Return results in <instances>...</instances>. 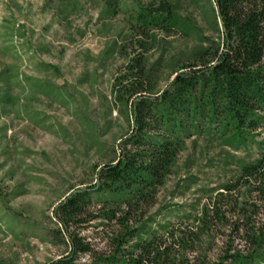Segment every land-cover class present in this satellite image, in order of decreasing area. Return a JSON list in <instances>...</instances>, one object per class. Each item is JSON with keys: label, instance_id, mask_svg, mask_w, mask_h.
<instances>
[{"label": "trees", "instance_id": "1", "mask_svg": "<svg viewBox=\"0 0 264 264\" xmlns=\"http://www.w3.org/2000/svg\"><path fill=\"white\" fill-rule=\"evenodd\" d=\"M208 1L218 43L206 39L185 59H173V79L160 89L164 67L149 57L163 46L159 35L194 37L196 22L180 14L178 0H104L102 16L121 15L135 49L120 48L125 64L111 90L131 132L116 159L99 169L96 184L54 209L67 252L50 264H83V256L101 264H264V225L257 222L264 210V151L239 163L236 179L196 215L181 217L185 225L152 230L145 220L188 141L205 137L249 152L264 126V0ZM30 86L56 96L49 85ZM93 222L117 228L112 253L103 258L79 233ZM219 236L223 247L214 258Z\"/></svg>", "mask_w": 264, "mask_h": 264}, {"label": "rangeland", "instance_id": "2", "mask_svg": "<svg viewBox=\"0 0 264 264\" xmlns=\"http://www.w3.org/2000/svg\"><path fill=\"white\" fill-rule=\"evenodd\" d=\"M178 1L180 14L200 31L191 38L159 35L163 46L149 57L164 67L160 89L173 79V59H185L206 39L219 41L208 0ZM104 8V0H0V264H50L65 255L54 209L75 190L95 185L99 169L116 159L131 132L111 90L125 64L120 48L128 46L131 54L135 49L123 17H103ZM34 83L49 85L56 96L44 95ZM197 138L187 142L148 212L152 230L185 225L181 217L196 215L236 179L239 163L264 151V126L249 152ZM257 222L264 225V210ZM104 225L79 230L100 258L112 253L117 231ZM222 243L219 236L214 258ZM80 262L101 264L88 256Z\"/></svg>", "mask_w": 264, "mask_h": 264}]
</instances>
